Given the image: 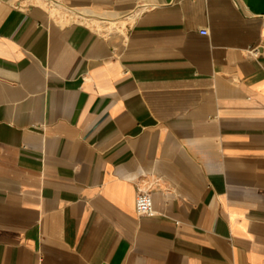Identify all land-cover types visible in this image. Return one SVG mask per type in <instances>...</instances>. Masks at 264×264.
Segmentation results:
<instances>
[{
	"label": "crops",
	"instance_id": "0c3cea01",
	"mask_svg": "<svg viewBox=\"0 0 264 264\" xmlns=\"http://www.w3.org/2000/svg\"><path fill=\"white\" fill-rule=\"evenodd\" d=\"M0 264H264V0H0Z\"/></svg>",
	"mask_w": 264,
	"mask_h": 264
},
{
	"label": "built area",
	"instance_id": "2783aa9c",
	"mask_svg": "<svg viewBox=\"0 0 264 264\" xmlns=\"http://www.w3.org/2000/svg\"><path fill=\"white\" fill-rule=\"evenodd\" d=\"M206 32V29H202ZM135 209L138 213L144 215H151L154 213L153 200L150 191L141 189L135 196Z\"/></svg>",
	"mask_w": 264,
	"mask_h": 264
}]
</instances>
